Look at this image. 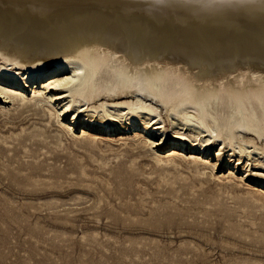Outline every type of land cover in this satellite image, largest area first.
I'll use <instances>...</instances> for the list:
<instances>
[{"label":"bare ground","instance_id":"obj_1","mask_svg":"<svg viewBox=\"0 0 264 264\" xmlns=\"http://www.w3.org/2000/svg\"><path fill=\"white\" fill-rule=\"evenodd\" d=\"M10 104L55 127L68 151L102 152L90 130L120 133L118 149L128 134L165 182L184 170L225 189V162L230 176L242 166L240 183L256 166L264 191V0H0V118ZM33 128L14 140L42 139Z\"/></svg>","mask_w":264,"mask_h":264},{"label":"rangeland","instance_id":"obj_2","mask_svg":"<svg viewBox=\"0 0 264 264\" xmlns=\"http://www.w3.org/2000/svg\"><path fill=\"white\" fill-rule=\"evenodd\" d=\"M5 107L10 114L0 118V138L13 144H0V264H264V191H257L256 166L240 183L242 166L230 176L223 162L221 181H214L225 189L184 170L171 175L175 183L165 182L148 164L150 151L127 147L128 134L118 149L120 133L90 130L86 137L103 140L102 152L68 151V138L55 127ZM33 126L43 142L24 141V134L14 140ZM58 139L63 150L55 148ZM31 163L40 168L27 169Z\"/></svg>","mask_w":264,"mask_h":264},{"label":"snow or ice","instance_id":"obj_3","mask_svg":"<svg viewBox=\"0 0 264 264\" xmlns=\"http://www.w3.org/2000/svg\"><path fill=\"white\" fill-rule=\"evenodd\" d=\"M49 70L57 75L60 73V69L56 66H52ZM74 82L75 81H73L71 77L62 78L58 83L53 84L52 87L57 88V89L65 88Z\"/></svg>","mask_w":264,"mask_h":264}]
</instances>
